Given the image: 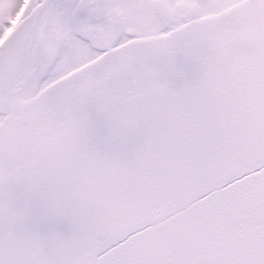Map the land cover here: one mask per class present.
<instances>
[{
	"label": "snow or ice",
	"instance_id": "snow-or-ice-1",
	"mask_svg": "<svg viewBox=\"0 0 264 264\" xmlns=\"http://www.w3.org/2000/svg\"><path fill=\"white\" fill-rule=\"evenodd\" d=\"M0 264H264V0H0Z\"/></svg>",
	"mask_w": 264,
	"mask_h": 264
},
{
	"label": "flooded vegetation",
	"instance_id": "flooded-vegetation-1",
	"mask_svg": "<svg viewBox=\"0 0 264 264\" xmlns=\"http://www.w3.org/2000/svg\"><path fill=\"white\" fill-rule=\"evenodd\" d=\"M28 3H29V0H25V7L28 6ZM0 43H2V42H0Z\"/></svg>",
	"mask_w": 264,
	"mask_h": 264
}]
</instances>
